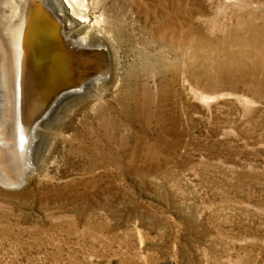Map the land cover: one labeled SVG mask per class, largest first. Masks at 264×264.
<instances>
[{"label": "rangeland", "instance_id": "1", "mask_svg": "<svg viewBox=\"0 0 264 264\" xmlns=\"http://www.w3.org/2000/svg\"><path fill=\"white\" fill-rule=\"evenodd\" d=\"M62 1L112 74L0 184V264H264V0Z\"/></svg>", "mask_w": 264, "mask_h": 264}, {"label": "bare ground", "instance_id": "2", "mask_svg": "<svg viewBox=\"0 0 264 264\" xmlns=\"http://www.w3.org/2000/svg\"><path fill=\"white\" fill-rule=\"evenodd\" d=\"M22 8L17 15L0 14V83L5 93L3 101L0 102L2 118H0L2 120L0 121V184L2 185L14 181L17 167L20 165L15 155L17 144L12 138L14 135L18 137L20 135L22 140L25 137V128L30 119L26 120L23 116L26 104L24 97L28 94V91H25L27 84H33L30 86L31 90L38 93L44 90L42 80L46 82L44 84L48 89H55L67 84V79L72 80L73 77L83 74L82 70L79 71L77 66L67 61L68 53L61 48L58 41L60 35H66V40L71 45H85L88 48L92 47L90 49L97 47L96 51L88 52L89 56L85 54V61L81 67L93 70L105 83L112 74L111 57L105 42L97 40L89 30H85L86 35H81L75 21L72 22L67 16L68 11L62 0H48L44 4L42 0H24ZM50 14L64 23L63 29L58 28L55 20L49 19ZM46 48L49 54L46 53ZM34 105L37 107L40 105L38 98L34 100ZM35 126L38 130L39 124ZM7 128L10 131L13 128L11 131L13 133H8ZM33 161L35 160L32 157L26 178L36 169Z\"/></svg>", "mask_w": 264, "mask_h": 264}, {"label": "water", "instance_id": "3", "mask_svg": "<svg viewBox=\"0 0 264 264\" xmlns=\"http://www.w3.org/2000/svg\"><path fill=\"white\" fill-rule=\"evenodd\" d=\"M22 1L24 0H0V14L1 15H17L21 12L22 8ZM43 4L45 1L48 0H42ZM50 20H55V24L58 26L59 29L64 28V23L62 21H59V19H55V17L50 14L49 16ZM66 35L61 34L58 38L59 44L61 48L68 53L67 61L70 62L71 65L77 66V69L79 71H83V74L79 77H73L71 79H67L68 83L64 84L62 86H59L58 88H50L48 89L44 83H46L44 80H42V85L44 86V90L36 93V91L31 90L30 86L33 84H27V88L25 91H28V94L25 98V107L23 116H25L26 120L29 121L28 125L25 128V137L22 138L16 135L12 138V140L17 144L15 147V155L19 161V166L17 167L15 174L16 178L12 183H5L4 186L7 187H18L24 184L26 175L29 171V168L31 167V160H32V147L33 143L35 141L36 133H37V126H35L37 123L40 125L50 114V112L53 110L55 104L65 95L73 92L80 91L83 86L92 79V76H96L93 70H90L88 68H85L84 66L81 67V64L85 61V56L88 55V52L90 53L91 50L96 51L95 47L93 49L88 48V46L85 45H71L68 40H66ZM81 51L83 53H81ZM46 53L49 54L48 49L46 48ZM86 54V55H85ZM88 69V70H87ZM46 73V72H45ZM47 75V74H46ZM44 81V82H43ZM40 100V105L37 107L34 105V100L36 99ZM8 133H13L7 128ZM18 140V141H17ZM17 141V142H16ZM13 144V143H12ZM14 146V145H13ZM21 160V161H20ZM17 161V163H18Z\"/></svg>", "mask_w": 264, "mask_h": 264}]
</instances>
